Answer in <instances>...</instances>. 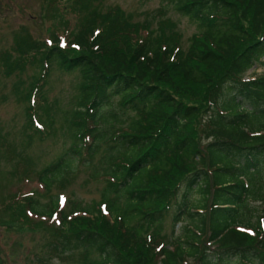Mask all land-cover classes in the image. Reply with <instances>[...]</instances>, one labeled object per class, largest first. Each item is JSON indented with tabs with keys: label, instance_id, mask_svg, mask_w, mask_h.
Here are the masks:
<instances>
[{
	"label": "trees",
	"instance_id": "trees-1",
	"mask_svg": "<svg viewBox=\"0 0 264 264\" xmlns=\"http://www.w3.org/2000/svg\"><path fill=\"white\" fill-rule=\"evenodd\" d=\"M173 1L197 25L186 48L171 18L154 35L151 19L139 24L119 8L103 13L77 0L85 13L66 44L57 33L48 43L24 32L0 51L8 76L37 67L23 93L31 126L53 64L81 74L71 146L39 169L8 149L48 199L25 193L6 205L14 220L53 229V251L81 249L75 264H264V70L246 78L264 67V0ZM96 157L101 198L62 204L52 189ZM173 207L182 232L169 238ZM0 264H12L1 248Z\"/></svg>",
	"mask_w": 264,
	"mask_h": 264
},
{
	"label": "rangeland",
	"instance_id": "rangeland-1",
	"mask_svg": "<svg viewBox=\"0 0 264 264\" xmlns=\"http://www.w3.org/2000/svg\"><path fill=\"white\" fill-rule=\"evenodd\" d=\"M76 2L61 0L52 7L46 0H0V51H10L16 36L24 32H30L34 38L48 43H52L50 39L57 33L63 39L62 43L66 44L68 33L79 29L85 13L78 10ZM93 8L103 13L119 8L139 24L151 19L149 25L155 31L154 35L159 33L160 20L171 18L177 24L174 29L183 36L184 48L197 32L196 23L188 15L179 12L173 0H90L89 9ZM160 8L165 9L166 15L157 14ZM263 70L262 65L253 67L247 72L246 78L255 77ZM36 73L37 67L30 64L23 73L8 76L0 63V248L12 264H75L80 260L81 249L64 253L53 251L50 246L55 237L53 229L38 227L34 221L27 224L14 220L6 209L14 195L34 193L44 201L48 199L42 184L33 179L34 175L25 178L16 169L15 152L23 150L22 153L28 155L33 166L39 169L56 160L73 142L69 120L78 101L80 72H68L53 64L48 83L40 92L45 104L39 106L38 119L31 126L29 101L23 93ZM117 100L114 99L115 102ZM98 168V157L92 165L79 164L71 173L73 179L65 187H54L52 192L60 194L62 204L74 198L87 202L100 199L105 181L94 177L99 175L96 174ZM192 198L195 206L201 205V194L195 193ZM257 207L264 210V202L258 203ZM173 211L174 207L166 215L165 232L169 238H175L182 232L181 223L177 224L175 230L173 228ZM207 243L203 246L210 247V242ZM186 262L195 261L193 257H187Z\"/></svg>",
	"mask_w": 264,
	"mask_h": 264
}]
</instances>
